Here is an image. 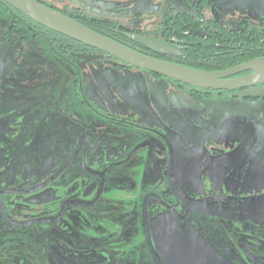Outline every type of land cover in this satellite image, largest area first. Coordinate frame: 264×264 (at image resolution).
I'll use <instances>...</instances> for the list:
<instances>
[{
  "label": "flooded vegetation",
  "instance_id": "1",
  "mask_svg": "<svg viewBox=\"0 0 264 264\" xmlns=\"http://www.w3.org/2000/svg\"><path fill=\"white\" fill-rule=\"evenodd\" d=\"M37 1L188 68L264 60V27L235 13L247 0H164L155 18ZM29 37L74 68L70 110L86 133L62 134L58 87L30 77ZM255 91L264 82L215 89L136 67L0 0V264H152L209 233L213 264H264V96H242Z\"/></svg>",
  "mask_w": 264,
  "mask_h": 264
},
{
  "label": "rangeland",
  "instance_id": "2",
  "mask_svg": "<svg viewBox=\"0 0 264 264\" xmlns=\"http://www.w3.org/2000/svg\"><path fill=\"white\" fill-rule=\"evenodd\" d=\"M109 6L118 4V7L111 6L107 8L108 11H115L121 14H130L134 10H147L143 11V15H150L153 18L161 15L164 0H105ZM235 13L237 14L238 20L243 17H248L253 25L258 27H264V0H247L245 3L236 4ZM133 15V14H132ZM135 20V19H132ZM16 31L12 33L14 39L18 38ZM24 34V33H23ZM28 36V35H27ZM35 45L32 44V37L27 38V42L24 46L27 48V62L34 64L35 67L29 66V72L32 77L39 79L44 85L55 84L58 87V94L61 111L59 115L60 128L62 134L65 136L68 132L72 134V138L78 134L86 133L89 130L88 124H84L80 120V114L70 110V106L74 105L77 100L74 93L71 92L70 80L74 77V68L66 65L61 59L56 58L50 49L46 48L45 44L41 41H35ZM31 64V65H32ZM69 83V84H68ZM138 83V82H137ZM142 87V84H140ZM144 88L141 93V97L147 96V93L152 90V86L146 88V83H143ZM49 93L45 92L46 102L48 101ZM50 102L53 103L56 100V96L49 98ZM46 129L48 128V119L45 114ZM82 119V118H81ZM92 119H94L92 117ZM97 122V121H96ZM100 122V121H99ZM93 126V123L91 124ZM48 130V129H47ZM193 238L190 243H180L173 246H167V252L170 257H156L152 255V264H213L214 257H211V250L216 248L214 238L217 240L216 234L210 238L198 239L192 235ZM208 237V236H207ZM165 249V250H166ZM155 252L166 251L160 248H156ZM154 254V253H153ZM138 259V258H137ZM144 257H140V264H143Z\"/></svg>",
  "mask_w": 264,
  "mask_h": 264
},
{
  "label": "water",
  "instance_id": "3",
  "mask_svg": "<svg viewBox=\"0 0 264 264\" xmlns=\"http://www.w3.org/2000/svg\"><path fill=\"white\" fill-rule=\"evenodd\" d=\"M2 1L56 32L106 52L136 67L194 86L227 89L248 87L264 82V60H252L222 72L196 70L131 49L37 0ZM243 71H253V73L234 80L222 79ZM242 96H264V91L246 92Z\"/></svg>",
  "mask_w": 264,
  "mask_h": 264
}]
</instances>
